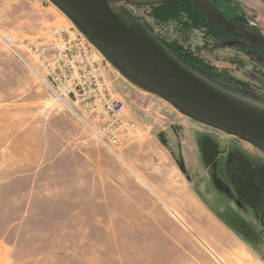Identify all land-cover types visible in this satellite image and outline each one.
Segmentation results:
<instances>
[{
  "label": "rangeland",
  "instance_id": "374dc122",
  "mask_svg": "<svg viewBox=\"0 0 264 264\" xmlns=\"http://www.w3.org/2000/svg\"><path fill=\"white\" fill-rule=\"evenodd\" d=\"M212 1L263 35L264 0ZM107 2L264 107L245 91L264 94L255 73L264 63L214 46L207 24L182 23L184 11L166 21L146 6ZM72 25L48 0H0V264H264V205L244 202L228 177L236 157L264 176V152L183 116L111 66L108 85L137 129L109 152L54 98L39 63L4 42L40 45L52 28Z\"/></svg>",
  "mask_w": 264,
  "mask_h": 264
},
{
  "label": "water",
  "instance_id": "95a60500",
  "mask_svg": "<svg viewBox=\"0 0 264 264\" xmlns=\"http://www.w3.org/2000/svg\"><path fill=\"white\" fill-rule=\"evenodd\" d=\"M130 84L171 104L204 126L264 152V107L203 78L167 51L130 12L119 16L107 0H48ZM150 6L171 0H120ZM216 26L264 50V37L243 29L206 0H189ZM233 41L225 42L231 44Z\"/></svg>",
  "mask_w": 264,
  "mask_h": 264
},
{
  "label": "built area",
  "instance_id": "2783aa9c",
  "mask_svg": "<svg viewBox=\"0 0 264 264\" xmlns=\"http://www.w3.org/2000/svg\"><path fill=\"white\" fill-rule=\"evenodd\" d=\"M4 42L20 60L26 55L39 63V77L54 98L109 152L137 129L125 115V99L108 85L110 64L73 25L52 28L40 45L10 37Z\"/></svg>",
  "mask_w": 264,
  "mask_h": 264
},
{
  "label": "flooded vegetation",
  "instance_id": "af4514ba",
  "mask_svg": "<svg viewBox=\"0 0 264 264\" xmlns=\"http://www.w3.org/2000/svg\"><path fill=\"white\" fill-rule=\"evenodd\" d=\"M206 1L214 9H216L222 16H224L226 19H228L233 24L243 29H246L248 31L257 33V34L260 33L254 26L249 25L246 22V20L240 17L241 15H244L243 13L239 16H235L230 13L224 12L221 8H218L212 0H206ZM127 5L137 6V5H131V4H127ZM207 25L211 29L209 33H211V36L213 37L212 43L214 46L235 48L236 50H238V52L242 53L244 56H247L250 59V61H252V63L258 64L259 66L264 63V50L255 46L251 42L239 37L238 35H235L231 32H228L216 26L213 23L207 24ZM262 36L264 37V33ZM228 41H233V43L225 44V42H228ZM229 60L236 61V59L234 58H231ZM239 61L240 63H243L242 60H239ZM256 70L258 72H255V73H258L259 75L264 77V65H261ZM245 91H247L251 96H254L257 99L264 101V94L263 95L259 94V92H261L259 88L256 87V89L252 91L246 89ZM234 161L236 165L234 166V168L232 167V170H230L228 174L229 180L232 184V189L236 192V194L244 202L248 204L263 206L264 205V176H262L260 172L256 171V169L251 167L250 164L245 162L246 160L243 157H236ZM225 186L226 185L222 184V187H225Z\"/></svg>",
  "mask_w": 264,
  "mask_h": 264
},
{
  "label": "trees",
  "instance_id": "16d2710c",
  "mask_svg": "<svg viewBox=\"0 0 264 264\" xmlns=\"http://www.w3.org/2000/svg\"><path fill=\"white\" fill-rule=\"evenodd\" d=\"M151 9H154V15L157 19H163L166 21L178 18L179 11H184L188 16L189 20H185L182 23H194L201 24H211L208 19L193 5L189 0H171L166 3L156 4L146 6ZM192 9V10H191ZM245 20V16H240ZM143 25V24H142ZM189 24L182 25L181 27H186ZM144 26V25H143ZM145 27V26H144ZM155 38V37H154ZM167 51H169L173 56H175L180 62L186 65L188 68L207 79L216 86L236 95L241 98H245L241 94L239 88L233 83V78H228L226 74L210 66L205 60H203L199 55L189 50H182L180 47L174 45L169 46L167 43L162 40L155 38ZM236 81V80H235ZM238 81V80H237ZM241 83V82H237Z\"/></svg>",
  "mask_w": 264,
  "mask_h": 264
},
{
  "label": "crops",
  "instance_id": "0c3cea01",
  "mask_svg": "<svg viewBox=\"0 0 264 264\" xmlns=\"http://www.w3.org/2000/svg\"><path fill=\"white\" fill-rule=\"evenodd\" d=\"M133 119V118H132ZM202 146H206V144L204 143V145H203V143L201 144ZM226 213H224L223 214V216L225 217L226 215H225ZM222 219V218H221ZM224 222V221H223ZM224 225H225V222L223 223ZM246 235H248V234H246ZM247 240H248V238L246 237L245 239H244V242H246L247 243Z\"/></svg>",
  "mask_w": 264,
  "mask_h": 264
}]
</instances>
